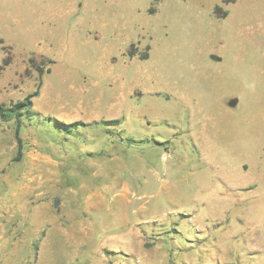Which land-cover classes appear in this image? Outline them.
Listing matches in <instances>:
<instances>
[{
	"label": "rangeland",
	"instance_id": "obj_1",
	"mask_svg": "<svg viewBox=\"0 0 264 264\" xmlns=\"http://www.w3.org/2000/svg\"><path fill=\"white\" fill-rule=\"evenodd\" d=\"M9 59L0 264H264V0H0Z\"/></svg>",
	"mask_w": 264,
	"mask_h": 264
},
{
	"label": "trees",
	"instance_id": "obj_2",
	"mask_svg": "<svg viewBox=\"0 0 264 264\" xmlns=\"http://www.w3.org/2000/svg\"><path fill=\"white\" fill-rule=\"evenodd\" d=\"M156 1H158V0H156ZM146 58L147 57H145L143 59H146ZM9 63H10V59L5 60L3 65L0 66V77L2 75V72L9 65ZM38 69H39L38 71L42 74L43 70H41L40 68H38ZM38 95H39V92L37 91L34 94L29 95L23 101H21L17 104L11 105V106L0 104V121H2L4 123L15 122V124H16L15 132H16V137H17L19 149H20L19 150V158L22 155V148H23L22 138H21V130H22V126H23V117L24 116L29 117L32 115L33 99L36 98ZM107 123H108V125H111V126H118L120 124V122L117 120L109 121ZM56 124L67 135H73V134L77 133L79 128L86 126V124H84L83 122H74L71 124H65V123L56 121Z\"/></svg>",
	"mask_w": 264,
	"mask_h": 264
}]
</instances>
